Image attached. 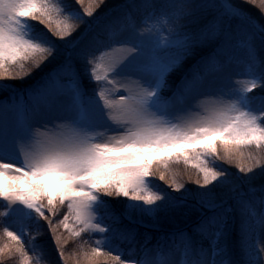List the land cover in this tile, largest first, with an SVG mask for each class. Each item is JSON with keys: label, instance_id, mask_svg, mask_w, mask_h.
I'll return each instance as SVG.
<instances>
[{"label": "snow or ice", "instance_id": "6c2138e0", "mask_svg": "<svg viewBox=\"0 0 264 264\" xmlns=\"http://www.w3.org/2000/svg\"><path fill=\"white\" fill-rule=\"evenodd\" d=\"M57 205L75 264H264V0H0V253Z\"/></svg>", "mask_w": 264, "mask_h": 264}, {"label": "trees", "instance_id": "16d2710c", "mask_svg": "<svg viewBox=\"0 0 264 264\" xmlns=\"http://www.w3.org/2000/svg\"><path fill=\"white\" fill-rule=\"evenodd\" d=\"M73 2H75V0H73ZM107 2L111 3L112 0H108ZM75 6L77 8H79L77 4ZM247 7L249 9H251L253 13H256V11L258 12V10L252 8L251 5H247ZM32 23L36 24L37 28L39 30H42L44 33H46L49 37H51V39L58 40V38L55 37L54 35H52V33L49 32L48 29L44 25H41V24H39L38 22H35V21H33ZM42 67H43L44 71L46 72V71H48L51 68V65H48L47 62H45V65L42 66ZM42 74L43 73H38L36 75H32L31 77H26L24 81L18 80V81H16V83H18V84L21 83L22 84L24 82L22 84V86L26 87V86L32 84L36 79L39 78V75H42ZM232 165H234V163ZM219 166H222L224 168H228V167H226L224 165H219ZM230 170L232 171V169H230ZM157 185H160L161 187L167 189L162 184H157ZM170 190H168V191H170ZM174 194H176V193H174ZM111 208L116 214H120V213H118L115 210L114 204L112 202H111ZM124 223L127 224L129 222L127 220H125ZM130 226L139 228V231L141 233L152 232L153 235H155V232H153V230L150 229V228L146 229V228H144L141 225H130ZM1 231H2V224L0 222V232ZM37 236H38L39 244L44 248L47 260H40L39 259L40 252L38 250L37 251H30V255L32 257V264H47V261H52L53 264H62V260H61V258L59 257V254H58V247H57L56 243L53 241L52 237L50 236L47 228L44 227V225H40L39 226V232H37V227L35 225L34 226L33 225H29L27 227V230L24 233V242L28 245V248L31 250L32 246L29 243V241H31L33 238H35ZM85 238H86V234L85 233H82L81 237H78V238L77 237H72V236L63 238V240L67 241V243L64 244V250H65V255L68 256V264H75V261L71 258V253L74 250H78L79 243H81ZM14 243L15 242L10 241V245L9 246L13 245ZM0 264H19V259L15 255L9 256L7 254L6 255L0 254Z\"/></svg>", "mask_w": 264, "mask_h": 264}, {"label": "rangeland", "instance_id": "374dc122", "mask_svg": "<svg viewBox=\"0 0 264 264\" xmlns=\"http://www.w3.org/2000/svg\"><path fill=\"white\" fill-rule=\"evenodd\" d=\"M108 1V0H107ZM85 3H87V0H85ZM78 7L80 8V5L77 4ZM82 11V9H81ZM258 16H259V13L256 11V13ZM18 81V80H16ZM16 81H11L12 83H16ZM24 83V82H23ZM22 83V84H23ZM18 84V83H16ZM22 84L20 83V85L22 86ZM93 85L92 84H89V87L91 88ZM217 165H224L226 167H228L229 169H232V171L234 173H237L238 172V169L236 168L235 164L232 165V164H228V163H224L222 161H219V160H216L215 161ZM229 165V166H228ZM173 169L179 174L178 176V179H180L181 182H183L185 184V187L189 188V189H195L197 186L195 185V183L193 182L194 179L196 178V172L193 168H191V166H186L185 164H183L182 162L179 163V164H174L173 166ZM189 177H192V179L190 180ZM151 179L156 183V184H162L164 185L167 190H170L171 187H169V184L165 181H161L159 180L158 176L156 177H151ZM189 182V183H188ZM166 184V185H165ZM172 191V189L170 190ZM105 200H108L110 202H112L114 204V207H115V210L118 212V213H122L123 212V209H124V201L127 200V198L125 197H108V196H105L103 197ZM46 203V201H45ZM45 211L47 212V209H45ZM67 211V207L66 205H57V212H56V215L53 217L51 214H49V220H52L54 223H56L58 225V221L62 218L63 214ZM36 220L38 221V224L39 226L40 225H44V227L47 228L50 236L52 237L53 241L56 243L55 241V237L53 235V232L51 230V227L49 226V221L48 220H45L39 216L36 217ZM0 222L2 224V218H0ZM33 226L35 224H32ZM36 226V225H35ZM2 227H3V224H2ZM27 230V227L25 228L24 230V233L25 231ZM153 230V229H152ZM154 232V231H153ZM56 235H59L62 237V240L64 237H69L71 236L70 233L65 230L63 228L62 225H58L57 226V232H56ZM10 239L5 237L3 235V231L0 232V246H3L5 244L7 245H10ZM2 255H6V253H0ZM58 254H59V249H58ZM60 257V255H59ZM61 258V257H60ZM62 260V264H65V261L61 258ZM67 264H68V260H67Z\"/></svg>", "mask_w": 264, "mask_h": 264}]
</instances>
